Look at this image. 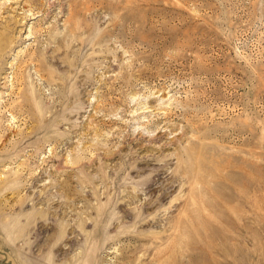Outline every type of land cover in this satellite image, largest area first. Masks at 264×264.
Segmentation results:
<instances>
[{"label":"rangeland","instance_id":"374dc122","mask_svg":"<svg viewBox=\"0 0 264 264\" xmlns=\"http://www.w3.org/2000/svg\"><path fill=\"white\" fill-rule=\"evenodd\" d=\"M7 24L0 264H264V0H0ZM21 62L39 131L3 107Z\"/></svg>","mask_w":264,"mask_h":264},{"label":"bare ground","instance_id":"6f19581e","mask_svg":"<svg viewBox=\"0 0 264 264\" xmlns=\"http://www.w3.org/2000/svg\"><path fill=\"white\" fill-rule=\"evenodd\" d=\"M11 38H12V35H11V26L9 24H7L5 26V30L0 32V57L2 55L1 52L4 51V50H6L10 46V43L12 41ZM30 60H32L33 62L35 61L36 63L38 62L37 64H38L39 70H42V69L43 70H46L47 69V68L45 69V65H43V63L41 62L42 58L40 56L34 58V55H31L30 56ZM23 68H24L23 67V63L22 62L19 63L18 64V70L19 71L17 72V76H16V78H17L16 84L13 83V87L15 86V88L11 91L10 95H11L12 98L14 97L13 102H15V99H16L15 96L18 97V96L21 95V96H24L26 98V101L20 102L18 104L21 107V109H23L22 107H25L24 113L21 112L19 114H16L15 113V110L13 109L15 107L14 105L16 103L13 104V102H10V103L6 102L5 105H3V107H5L6 111L11 112V116H12L11 119H12L13 122L17 118H19V120H20V119H26V118H28L27 116H31L33 120H36V121L39 122V124H40L39 125V128H38V131H39L44 126V125H42L43 120H45L47 118V117H45L42 114V110H43L44 104H43V102L41 101V99L39 97L35 96L34 94H33V96H31V94L28 93L29 92L28 91L29 88L26 89V91L24 89H22V85H23L24 81H23V76H20L19 74H21L20 70L23 71ZM47 71H51V70L50 69H47ZM21 81H22V83H21ZM11 107H13V108H11ZM194 148L196 149V147H194ZM188 150L192 151L193 154H194V151L193 150H191V149H188ZM195 154H197V153H195ZM191 155H192V153H191ZM198 156L199 155H197V157ZM191 158L192 159L189 162L187 160H183L182 157L180 158V159H182L181 160L182 161L181 162V166L183 168L182 171H181V173H183V174L192 173L193 174L192 175L193 176V179H191L192 183L194 185H196V184L203 185L205 183L204 180H203L204 179L203 177H204L205 172L204 173L201 172L202 170L198 167V165H199L198 163L199 162L196 161V158H194L193 156ZM193 158L195 160H193ZM204 161L205 160H203V162ZM82 165L85 166V164H82ZM208 174H209V172H208ZM157 176H159V177L161 176V171L160 170L157 172ZM69 178H70V175L68 173V176L66 177V180L64 182L62 181L60 183V186L63 187L64 189H69L71 191V193H72V189H71L72 187H71V185H70V183L68 181ZM68 197L70 198V195H68ZM192 200L193 201H196V196L193 195L192 196ZM15 227L18 228V229H22L23 228V226L21 227V226H18V225L15 226Z\"/></svg>","mask_w":264,"mask_h":264}]
</instances>
